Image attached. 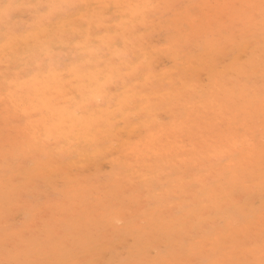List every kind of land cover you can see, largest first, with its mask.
Wrapping results in <instances>:
<instances>
[{
	"label": "rangeland",
	"instance_id": "obj_1",
	"mask_svg": "<svg viewBox=\"0 0 264 264\" xmlns=\"http://www.w3.org/2000/svg\"><path fill=\"white\" fill-rule=\"evenodd\" d=\"M10 1L0 0V49L4 47L3 51L0 50V156L3 155L0 163V264H217L231 251H234V264L237 261V264H254L253 250L264 253V226L258 225L251 232L241 229L249 221L256 220L254 216L264 212V162L255 160L254 165H245L242 171L241 160L248 156H255V159L264 156V0H76L77 4L75 0ZM36 2H39V7ZM26 8L35 10L30 12ZM80 12L86 17L83 18ZM8 13L13 16L6 17ZM191 20L195 22L191 23ZM252 21L253 24L249 23ZM118 26L120 30H117ZM128 29L131 31L126 33ZM199 31L201 34L198 36ZM204 34L206 36H202ZM197 36L199 38H195ZM134 38L137 39L133 41ZM8 43L12 45L8 46ZM93 45V50L100 53L97 67L90 62L93 55L89 51L87 53ZM29 51L44 55V60L56 54L54 77L55 81L63 80V93H67L65 98L72 96L75 102L80 101V111L84 108L90 112L91 119L97 121L96 128L101 132L96 130V136H92L95 130H83L89 139H93L91 142L95 140L93 144L86 142L89 139L77 140L76 136L75 139L62 138L65 132L62 128L69 125L60 120L54 121L51 116L56 111L55 118H60L59 109L73 111L74 107L70 101L56 94L58 85L52 88L46 85L50 73L36 71L38 68L34 59L27 61ZM128 52L130 55L123 57ZM17 53L24 58L17 59ZM117 54L120 56L115 59ZM208 58L209 63L206 62ZM127 62L128 65L125 64ZM204 62L208 65L207 69L202 67ZM77 70L86 77L80 79L75 76ZM85 72H88L87 75ZM93 72H104L106 87L102 96H105L102 97L104 100L99 99L97 103L94 100L85 105L91 99H83L82 86L87 81L91 86L95 85L90 77ZM111 72L113 77L108 76ZM152 79H155L154 83ZM108 82H112L113 86ZM193 85L196 89L192 88ZM49 97L51 100H47ZM174 105L182 107L179 109ZM40 119L45 120L44 124L49 122L50 129L57 130L56 137L48 142L42 141L45 139L42 136L45 128H39ZM127 124L129 126L125 127ZM189 124H193L191 130L187 129ZM79 130L76 128L75 134ZM201 130L207 134L201 136ZM189 131L194 134V141H190ZM34 132L37 139L28 141L27 137L35 135ZM234 140L241 142L235 146L237 154L231 167H228L227 156L216 158L213 147L221 144L224 148ZM242 140L246 145L242 144ZM73 142L74 146H71ZM98 148L101 152L95 160H91L92 163L87 162L88 158L81 160L84 150L90 155ZM193 150L204 154L197 163L183 169L179 160L193 159ZM156 152L159 156L154 160ZM64 166L65 169L62 168ZM206 173L211 175H204ZM200 176H207L203 187L196 180ZM184 184L195 193L191 201L202 195L201 203L209 206L207 210L200 208V213L206 214L210 223L218 225L215 230L220 239L218 247L203 243L205 239H213L215 232L211 234L209 230L215 229V226H207V235L203 237L197 233L202 226L200 219H192L195 221L188 224V207L181 201L186 196L180 193ZM118 186L122 188L121 194L115 195ZM213 188L216 193L211 191ZM173 193L178 197L175 201L172 200ZM174 202H183L179 209H175L173 218L176 224H181V228L172 231L169 236L167 226L159 228V224L163 218H169L163 211L164 207L169 209ZM142 219L146 220L143 222ZM145 221L158 226L146 235L132 229L133 226L146 227ZM192 225L196 229L186 235ZM237 230H240V235L236 234ZM172 236L180 241L176 240L174 244ZM232 242L235 243L233 248H226ZM180 243L183 258L171 259L172 244ZM200 249L204 251L203 257L199 254ZM247 249H252L250 255ZM244 253L248 254L243 258Z\"/></svg>",
	"mask_w": 264,
	"mask_h": 264
},
{
	"label": "bare ground",
	"instance_id": "obj_2",
	"mask_svg": "<svg viewBox=\"0 0 264 264\" xmlns=\"http://www.w3.org/2000/svg\"><path fill=\"white\" fill-rule=\"evenodd\" d=\"M31 1V0H30ZM38 1V0H37ZM45 1V0H44ZM65 1V0H64ZM112 1V0H111ZM134 0H132L131 2H133ZM11 3H12V0L10 1ZM10 2H8L9 4H10ZM16 2V1H15ZM27 2V0H25V3ZM48 2H50V1H48ZM62 2V1H61ZM70 2H72V1H69V3ZM76 2V0L74 1V3ZM101 2V1H100ZM139 2V1H138ZM161 2V1H160ZM159 2V3H160ZM2 2H0V4H1ZM24 3V2H23ZM30 2H28V4H29ZM37 3V2H36ZM39 3V2H38ZM38 3H37V6H38ZM60 3V2H59ZM74 3L72 4V6L74 5ZM80 3H82L81 1H80ZM19 4V3H18ZM31 4V3H30ZM42 4V3H41ZM57 4V3H56ZM75 4H77V3H75ZM91 4H93V3H91ZM107 4V3H106ZM115 4H116V2H115ZM138 4V3H137ZM149 4V3H148ZM48 5V4H47ZM46 5V6H47ZM66 5L68 6V4L66 3ZM71 5V4H70ZM95 5V4H94ZM100 5V4H99ZM123 5V4H122ZM125 5V4H124ZM132 5V4H131ZM147 5V4H146ZM156 5V4H155ZM153 6V7H156V6ZM159 5H162V4H159ZM159 5H157V6H159ZM1 6V5H0ZM32 6L33 5H31L30 7L32 8ZM36 6V7H37ZM43 6H45L44 4H43ZM50 6V5H49ZM78 6V5H77ZM80 6V5H79ZM107 6V5H106ZM116 6H117V4H116ZM121 6V5H120ZM127 6V5H126ZM167 6V5H166ZM23 7H26V6H23ZM36 7H34V8H36ZM39 7V6H38ZM48 7V6H47ZM105 7V6H104ZM122 7V6H121ZM124 7V6H123ZM144 7H146V8H148L147 6H144ZM152 7V8H153ZM56 8V7H55ZM59 8V7H58ZM77 8V7H76ZM85 8V7H84ZM94 8V7H93ZM98 8H100V7H98ZM117 8H118V6H117ZM126 8V7H125ZM151 8V7H150ZM209 8V7H208ZM8 9H10V8H8ZM23 9V8H22ZM27 9V8H26ZM30 9V8H29ZM29 9H27V10H29ZM81 9V8H80ZM132 9V8H131ZM155 9V8H154ZM232 9V8H231ZM241 9V8H240ZM20 10H21V8H20ZM19 10V11H20ZM24 10V9H23ZM27 10H26V12H27ZM33 10H35V9H33ZM33 10H29L30 12L31 11H33ZM40 10H42V9H40ZM99 10V9H98ZM122 10V9H121ZM210 10L211 9H209L208 11L210 12ZM235 10V9H234ZM238 10V9H237ZM28 11V12H29ZM37 11V10H36ZM83 11V10H82ZM108 11V10H107ZM124 11H127V10H124ZM146 11V10H145ZM205 11V10H204ZM27 12V13H28ZM49 12V11H48ZM58 12H60V11H58ZM96 12V11H95ZM100 12V11H99ZM129 12V11H128ZM134 12H136V10L134 11ZM151 12H153V11H151ZM203 12V11H202ZM231 12V11H230ZM229 12V13H230ZM234 12V11H233ZM232 12V13H233ZM238 11H236V13H237ZM81 13V12H80ZM86 13V12H85ZM89 13H90V11H89ZM92 13H93V10H92ZM92 13H90L91 15H92ZM97 13V12H96ZM95 13V14H96ZM124 12L122 11V14H123ZM130 13V12H129ZM133 13V12H132ZM145 13V12H144ZM149 13H150V11H149ZM43 14V13H42ZM82 14V13H81ZM94 14V13H93ZM104 14V13H103ZM102 14V15H103ZM206 14V13H205ZM231 14V13H230ZM235 14V13H234ZM233 14V15H234ZM56 15V14H55ZM83 15V14H82ZM116 15H118V14H116ZM145 15H147V13L145 14ZM221 15V14H220ZM1 16H2V14H1ZM13 15L11 14V16L9 15V13H8V16H6V17H12ZM144 16V15H143ZM232 16V15H231ZM238 16V15H237ZM237 16H235V17H237ZM6 17L4 18V19H6ZM46 17H47V15H46ZM81 17V16H80ZM84 17H86V16H84L83 15V18ZM90 17V16H89ZM98 17H100V15L98 16ZM150 17H152V16H150ZM134 18V17H133ZM196 18V17H195ZM66 19V18H65ZM91 19V18H90ZM97 19V18H96ZM131 19V18H130ZM240 19H243V17L242 18H240ZM2 19H0V21H1ZM44 20H46V18L44 19ZM107 20V19H106ZM150 20V19H149ZM186 20H189L190 21V18H187ZM196 20H197V18H196ZM248 20H250V19H248ZM48 21H49V19H48ZM78 20L76 19V22H77ZM84 21V20H83ZM102 21V20H101ZM104 21V20H103ZM102 21V22H103ZM123 21V20H122ZM121 21V22H122ZM125 21V20H124ZM140 21V20H139ZM138 21V22H139ZM146 21V20H145ZM192 21L193 20H191V23H192ZM234 21H238V20H234ZM234 21H232V22H234ZM6 22H7V20H6ZM70 22V21H69ZM102 22H100L101 24H102ZM132 22V21H131ZM195 21H193V23H194ZM199 22V21H198ZM45 23H47V22H45ZM48 23H50V22H48ZM89 23H90V20H89ZM97 23H99V22H97ZM97 23H96V25H97ZM122 23H125V22H122ZM148 23H150L149 21H148ZM231 23V22H230ZM249 23H252L253 24V21L252 22H249ZM0 24H1V22H0ZM63 24V23H62ZM68 23H66V25H67ZM73 24V23H72ZM101 24H99V25H101ZM251 24V25H252ZM70 25H71V23H70ZM94 25V24H93ZM121 25V24H120ZM163 25V24H162ZM194 25V24H193ZM198 25V24H197ZM235 25V24H234ZM234 25H231V26H234ZM242 25V24H241ZM257 25V24H256ZM131 26V25H130ZM129 26V27H130ZM140 26V25H139ZM255 25H253V27H254ZM2 27V26H1ZM7 27V26H6ZM34 27V26H33ZM57 27V26H56ZM87 27H89V25L87 26ZM104 27H107V26H104ZM120 27H122V26H120ZM146 27H148L147 25H146ZM150 27V26H149ZM198 27V26H197ZM245 27V26H244ZM60 28V27H59ZM78 28V26L76 27V29ZM118 28H119V26H118ZM142 28V27H141ZM230 28V27H229ZM28 29V28H27ZM26 29V30H27ZM90 29V28H89ZM103 29V28H102ZM101 29V30H102ZM121 28H119V29H117V30H120ZM140 28H138V30H139ZM153 29V28H152ZM243 29H245V28H243ZM252 29V28H251ZM66 30H67V28H66ZM93 30V29H92ZM96 30V29H95ZM132 30H133V28H132ZM12 31H13V29H12ZM56 31H57V29H56ZM77 31V30H76ZM80 31V30H79ZM130 31H131V29H130ZM129 31V29H128V31H126V33L127 32H130ZM197 31V30H196ZM196 31H195V33H196ZM5 32H6V30H5ZM15 32H16V29H15ZM58 32V31H57ZM192 32H193V30H192ZM201 31H199L198 32V36L201 34L200 33ZM253 32V31H252ZM9 33V32H8ZM126 33H125V36H123V38L124 37H126ZM200 33V34H199ZM203 33H204V30H203ZM4 34H6V33H4ZM9 34H11V33H9ZM51 34H52V32H51ZM68 34V33H67ZM190 34V33H189ZM208 34V33H207ZM14 35V34H13ZM21 35V34H20ZM87 35H88V33H87ZM105 35V34H104ZM122 35H124V34H122ZM122 35H121V37H122ZM149 35V34H148ZM193 35V34H192ZM195 35V34H194ZM6 36V35H5ZM48 36V35H47ZM74 36V35H73ZM81 36V35H80ZM139 36V35H138ZM195 37V38H199V37ZM202 36H206V34H204V35H202ZM201 36V37H202ZM110 37L112 38V35H110ZM110 37H108V39L110 38ZM137 37V36H136ZM148 37V36H147ZM3 38V37H2ZM11 37H9V39H10ZM24 38V37H23ZM67 38V37H66ZM97 38V37H96ZM139 38V37H138ZM203 38V37H202ZM205 38V37H204ZM17 39V38H16ZM125 39V38H124ZM123 39V40H124ZM135 39H137V38H134V39H132L133 41L135 40ZM212 39H214V38H211V40ZM28 40V42H29V39H27ZM63 40V39H62ZM61 40V41H62ZM90 41H91V38L89 39ZM115 40V39H114ZM113 39H112V41H114ZM141 40V39H140ZM177 40V39H176ZM183 40V39H182ZM197 40H200V39H197ZM208 40V39H207ZM211 40H209L210 42H211ZM16 41V40H15ZM31 41V40H30ZM95 41V40H94ZM137 41V40H136ZM178 41V40H177ZM193 41V40H192ZM24 42V41H23ZM35 42V41H34ZM69 42V41H68ZM78 42V41H77ZM102 42V41H101ZM200 42V41H199ZM209 42V43H210ZM5 43H6V41H5ZM17 43V42H16ZM20 43V42H19ZM87 43V42H86ZM85 43V44H86ZM106 43H108V42H106ZM177 43V42H176ZM196 43H197V41H196ZM195 43V44H196ZM213 43H214V41H213ZM212 43V44H213ZM216 43V42H215ZM242 43V42H241ZM38 44V43H37ZM129 44V43H128ZM132 44H133V42H132ZM211 44V43H210ZM212 44H211V46H212ZM240 44V43H239ZM7 45V44H6ZM10 45H12V44H10ZM9 45V43H8V46H10ZM13 45H14V43H13ZM25 45V44H24ZM45 45V44H44ZM95 45V44H94ZM94 45L92 46V48H90V49H88L87 50V53H88V51H89V54H92L93 55V58L92 59H90V62L91 63H93V65L95 66V67H97L98 65H99V60H100V57H99V52H97V51H95V50H93V47H94ZM214 45V44H213ZM247 45V44H246ZM18 46H19V44H18ZM103 46V45H102ZM102 46H101V48H102ZM14 47H15V45H14ZM25 47V46H24ZM31 47V46H30ZM125 47V46H124ZM139 47H141V46H139ZM167 47V46H166ZM26 48V47H25ZM24 48V49H25ZM84 48V47H83ZM98 48H100V47H98ZM104 48H105V46H104ZM169 48V47H168ZM2 49V48H1ZM0 49V50H1ZM3 49H4V47H3ZM3 49H2V51H3ZM20 49V48H19ZM32 49H33V47H32ZM97 49V48H96ZM118 48H116V50H117ZM245 49H248V48H245ZM15 50H16V48H15ZM21 50V49H20ZM34 50V49H33ZM121 50V49H120ZM123 50V49H122ZM138 50V49H137ZM164 50H167L166 48L164 49ZM11 51V50H10ZM119 50H117V52H118ZM161 51V50H160ZM7 52V51H6ZM16 52H17V50H16ZM68 52V51H67ZM122 52V51H121ZM130 52H131V47H130ZM133 52H135V51H132V53ZM249 52V51H248ZM5 53V52H4ZM8 53V52H7ZM156 53V52H155ZM173 53V52H172ZM28 55H29V59L27 60V61H30V59H34V63H35V65L37 66V68L38 69H36V71L37 70H44V71H47L48 73H50L49 75H48V78H47V82H46V85L50 88H52V86H55V85H58L59 86V90H57V88H56V94L58 95V94H60L61 95V98H62V96H63V99L64 100H66L67 99V102L68 101H70V103L73 105V107H74V109H73V107H72V109H73V111H69V110H67L66 108H61V109H59V110H61V111H59V117L60 118H55V113H56V111H55V113H54V115L52 114V119L54 120V121H59V122H63V123H66L67 125H69V126H64L63 127V125H59V127H63L62 129H64V134H63V137L62 138H73V139H75V136L77 137V140H83V139H89V137H87L86 136V134L83 132V130H85V129H89L88 131H92V132H94L93 130H95V132L93 133V135L92 136H96V134H97V131H100V129L99 130H97V126H96V124H97V121H95V120H92L91 119V115H90V112L89 111H85L84 110V108L83 109H81V111H80V108H81V106H80V104H79V102L77 103V102H75L74 101V97H72V96H68L69 97V99L68 98H65V96L67 95V93H63V88H64V85H63V82H61V81H63V80H61V81H55V77H54V75L56 74V65H57V62H56V54L54 55H50V56H48L45 60H44V55H42V54H39V53H35L34 54V52H31V51H29L28 53H27ZM65 54L66 53H64V56H65ZM68 54V53H67ZM79 54V53H78ZM112 54H114V53H112ZM176 54V53H175ZM206 54V53H205ZM246 54V53H245ZM115 55V54H114ZM130 55V53L128 52V53H126V54H124V56L123 57H128ZM207 55V54H206ZM205 55V56H206ZM2 56V55H1ZM13 56V55H12ZM119 56L120 55H118L117 54V56H115V59H118L119 58ZM122 56V55H121ZM203 56H204V54H203ZM7 57V56H6ZM6 57H5V59H6ZM14 57V56H13ZM17 59H23L24 58V55H21L20 53H17L16 54V56H15ZM117 57V58H116ZM245 57V56H244ZM134 58V57H133ZM207 58V57H206ZM242 58H243V56H242ZM203 59V58H202ZM255 59V58H254ZM76 60H78V59H76ZM86 60V59H85ZM145 60V59H144ZM210 60V58H208V60L206 61V62H208ZM240 60V59H239ZM6 61V60H5ZM4 61V62H5ZM87 61V60H86ZM105 61V60H104ZM194 61V60H193ZM201 61V60H200ZM212 61H214V60H212ZM20 62H21V60H20ZM85 62V61H84ZM181 62V61H180ZM202 62V61H201ZM206 62H204L205 63V66L203 65L202 67H205L206 69H207V67H208V65H206ZM30 63V62H29ZM60 63V62H59ZM108 63H109V61H108ZM203 63V62H202ZM209 63V62H208ZM101 64H103V61L101 62ZM125 64H127L128 65V62L127 63H125ZM183 64V63H182ZM195 64V63H194ZM200 64V63H199ZM244 64V63H243ZM6 65H7V63H6ZM26 65V64H25ZM92 65V66H93ZM124 65V64H123ZM122 65V66H123ZM5 66V65H4ZM122 66H120V67H118V68H121ZM201 67V68H202ZM1 68V67H0ZM27 68V67H26ZM91 68V67H90ZM102 68V67H101ZM110 68V67H109ZM141 67L139 66V69H140ZM143 68V67H142ZM180 68V67H179ZM10 69V68H9ZM113 69V71H114V68H112ZM183 69V68H182ZM85 69L83 68V71H84ZM106 70V69H105ZM123 70V69H122ZM202 70H205L204 68H202ZM202 70H200V71H202ZM212 70V69H211ZM78 71V70H77ZM76 71V72H77ZM82 71V72H83ZM93 71V70H92ZM164 71V70H163ZM196 71V70H195ZM25 72L26 71H24V73L22 74V77H24V74H25ZM116 72V71H115ZM136 73H137V70L135 71ZM135 72H133L134 73V75L136 74ZM153 72V71H152ZM187 72V71H186ZM203 72V71H202ZM216 72H217V70H216ZM226 72V71H225ZM230 72H231V70H230ZM244 72V71H243ZM242 72V73H243ZM47 73V74H48ZM86 73V75H87V73L88 72H85ZM112 73L113 72H111V73H109V75L108 76H111V77H113L114 75H112ZM240 73V72H239ZM106 74V73H105ZM138 74V73H137ZM218 74V73H217ZM241 74V73H240ZM5 75V73L3 74V76ZM8 75V74H7ZM10 75H11V73H10ZM32 75V74H31ZM41 75V74H40ZM61 75V74H60ZM75 76H78V77H80V79H83L84 77H86V76H84V74H81V72H79L78 71V73H75L74 74ZM103 75H104V72L103 73H101V72H93V74L92 75H90V77H91V80L93 79L94 81V83H95V85H93V86H91V83L90 82H86L85 83V85H84V87L82 86V90H84V91H81V95H82V97H83V99H91V101H89V102H86L85 103V105H88V104H90V103H92L94 100H96V101H94V102H98V100L99 99H102V97L103 96H105V95H103L102 96V94H104L105 93V87L106 86H104V82H103ZM139 75V74H138ZM2 76V77H3ZM13 76V75H12ZM35 76V75H34ZM120 76V75H119ZM222 76V75H221ZM7 77V76H6ZM44 77V76H43ZM214 77H216V76H214ZM218 77V76H217ZM220 77V76H219ZM9 78V77H8ZM31 78V77H30ZM30 78H26L27 80H29ZM62 79H63V77H61ZM68 78V77H67ZM116 78H117V76H116ZM115 78V79H116ZM150 78V77H149ZM34 79V78H33ZM32 79V80H33ZM80 79H79V82H80ZM87 79H89L88 77H87ZM123 79V78H122ZM122 79H120V80H122ZM219 79V78H218ZM24 80V79H23ZM60 80V79H59ZM65 80H67V79H65ZM117 80V79H116ZM124 80V79H123ZM152 80H154L153 81V83L155 82V79H152ZM159 80V79H158ZM10 81H11V79H10ZM30 81V80H29ZM84 81V80H83ZM125 81V80H124ZM151 81V80H150ZM161 81V80H160ZM179 81V80H178ZM27 82V81H26ZM71 82H72V80H71ZM141 82V81H140ZM157 82V81H156ZM70 83V82H69ZM108 83H111V84H109V85H111V87L113 86L112 85V82H108ZM115 83H116V81H115ZM122 83H125V82H122ZM151 83V82H150ZM158 83H159V81H158ZM173 83V82H172ZM220 83V82H219ZM17 84V83H16ZM28 84V83H27ZM76 84V83H75ZM81 84V83H80ZM135 84V83H134ZM68 85H70V84H68ZM67 85V86H68ZM78 85V84H77ZM133 85V84H132ZM172 85V84H171ZM217 85V84H216ZM215 85V86H216ZM17 86V85H16ZM66 86V87H67ZM74 86H76V85H74ZM91 86V87H90ZM103 86H104V88H103ZM115 86V85H114ZM144 86V85H143ZM146 86V85H145ZM148 86V85H147ZM195 85H193L192 86V88H195L196 89V86L194 87ZM13 87V86H12ZM20 87V86H19ZM25 87V86H24ZM65 87V88H66ZM89 87H90V89H89ZM30 88V87H29ZM145 88V87H144ZM224 88V87H223ZM24 88H22V90H23ZM150 89V88H149ZM217 89H218V86H217ZM222 89V88H221ZM20 90V89H19ZM47 90H49V89H47ZM76 90V89H75ZM91 90H93V92L91 91ZM129 90V89H128ZM127 90V91H128ZM132 90V89H131ZM142 90V89H141ZM219 90V89H218ZM38 91V90H37ZM74 91V90H73ZM113 91V90H112ZM144 91V90H143ZM145 91H146V89H145ZM161 91V90H160ZM193 91V90H192ZM196 90H194V92H195ZM17 92H18V90H17ZM51 92H52V90H51ZM76 92V91H75ZM125 92V91H124ZM155 92V91H154ZM169 91H167V93H168ZM171 92V91H170ZM221 92H223V91H221ZM221 92H220V94H221ZM14 93V92H13ZM111 93V92H110ZM123 93V92H122ZM8 94V93H7ZM6 94V95H7ZM55 94V93H54ZM144 94V93H143ZM223 94V93H222ZM13 95V94H12ZM34 95H35V93H34ZM52 95V94H51ZM92 95H93V97H92ZM107 95V94H106ZM121 96H122V94H120ZM119 95V96H120ZM130 95V94H129ZM145 95H146V93H145ZM162 95V94H161ZM178 95V94H177ZM224 95H225V93H224ZM11 96V95H10ZM20 96H22V94L20 95ZM50 96V95H49ZM157 96V95H156ZM174 96H176V95H174ZM217 96V95H216ZM0 97H1V95H0ZM7 97H8V95H7ZM12 97V96H11ZM18 97V96H17ZM26 97V96H25ZM46 97V96H45ZM47 97H48V95H47ZM92 97V98H91ZM223 97V96H222ZM50 98V97H49ZM111 98V97H110ZM147 98V97H146ZM168 98V97H167ZM217 98H219L218 96H217ZM224 98V97H223ZM227 98V97H226ZM59 100H60V98H58ZM108 99V98H107ZM144 99V98H143ZM169 99V98H168ZM182 99H183V96H182ZM182 99H180L179 101H181ZM225 99V98H224ZM41 100L43 101L44 99L43 98H41ZM47 100H51V98L50 99H47ZM102 100H104V99H102ZM153 100V99H152ZM164 100V99H163ZM220 100H222L221 98H220ZM0 101H1V99H0ZM4 102H5V100H3ZM15 101V100H14ZM27 101V100H26ZM46 100H44V102H45ZM53 101V100H52ZM51 101V102H52ZM171 101V100H170ZM178 101V102H179ZM11 102V101H10ZM49 102V101H48ZM61 102V101H60ZM174 102V101H173ZM177 102V103H178ZM193 102V101H192ZM191 102V103H192ZM223 102V101H222ZM242 102H243V100H242ZM6 103V102H5ZM38 103V102H37ZM42 103V102H41ZM95 103V104H96ZM143 103H145V101L143 102ZM182 103V102H181ZM14 104V103H13ZM21 104V103H20ZM59 104V103H58ZM178 104H180V103H178ZM47 105H49V104H47ZM56 105V104H55ZM65 105V104H64ZM68 105V104H67ZM84 105V104H83ZM93 105V104H92ZM97 105V104H96ZM163 105V104H162ZM167 105V104H166ZM166 105H163V106H166ZM176 105V104H175ZM174 105V107L175 108H177V107H180L179 105H177V106H175ZM187 105L189 106V103H187ZM52 106H53V104H52ZM155 106H157V105H155ZM160 106V105H159ZM158 106V107H159ZM34 107H36L35 105H34ZM107 107V106H106ZM148 107V106H147ZM168 107V106H167ZM172 107V106H171ZM182 107V106H181ZM181 107L179 108V109H181ZM235 107V106H234ZM33 108V107H32ZM40 108V107H39ZM45 108H47V107H45ZM44 108V109H45ZM109 107H107V109H108ZM187 108V107H186ZM3 109V108H2ZM30 109V108H29ZM48 109V108H47ZM46 109V110H47ZM56 110H57V108H55ZM86 109V108H85ZM158 109H160V107L158 108ZM173 110H174V108H172ZM35 110V109H34ZM37 110V109H36ZM123 110V109H122ZM129 110V109H128ZM173 110H171V109H169V111H173ZM177 110V109H176ZM10 111V110H9ZM18 111H19V109H18ZM58 111V110H57ZM80 111V112H79ZM82 111H83V113H82ZM117 111H119V110H117ZM168 111V110H167ZM16 112V111H15ZM50 112V111H49ZM103 112V111H102ZM219 112V111H218ZM9 113V112H8ZM7 113V114H8ZM40 113V112H39ZM83 114V116H82V114ZM106 113V112H105ZM120 113V112H119ZM122 113V112H121ZM120 113V114H121ZM44 114V113H43ZM100 114H102L101 113V111H100ZM150 114V113H149ZM28 115V114H27ZM175 115V114H174ZM223 115V114H222ZM26 116V115H25ZM111 116V115H110ZM116 116V115H115ZM115 116H112L111 118H113V117H115ZM130 116H132V115H130ZM129 116V117H130ZM7 117H8V115H7ZM46 117V116H45ZM128 116H127V118H129ZM177 117V116H176ZM176 117H175V119H176ZM222 118H224L225 119V117H224V115L223 116H221ZM4 118V117H3ZM40 118V117H39ZM110 118V117H109ZM108 118V119H109ZM227 118V117H226ZM61 119H63V121H61ZM95 119V118H94ZM126 119V118H125ZM28 120V119H27ZM38 120V119H37ZM99 120V119H98ZM45 120H43V121H41V119H40V121H39V123H38V125H40V127L39 128H41V126H43L44 128H45V130H44V134L42 135V136H45V139H42V141L43 140H45V142H48V140H50L51 138H53V137H56V136H54L55 134H56V131L57 130H54V129H52L53 127H51V129H50V126H48V124L47 123H49V122H46L45 124L43 123ZM93 121H95V123L93 122ZM114 121V120H113ZM223 121V120H222ZM224 121H226V120H224ZM29 122H31L30 120H29ZM104 122H105V124L107 123L105 120H104ZM183 122V121H182ZM181 122V124H183ZM4 123V122H3ZM36 123V122H35ZM52 123H53V121H51V123H50V125H52ZM127 123H128V121H127ZM132 122H130L129 124H131ZM176 123V122H175ZM184 123L186 124V122L184 121ZM32 124V123H31ZM37 124V123H36ZM44 124V125H43ZM116 124H117V122H116ZM129 124H127L125 127H127V126H129ZM135 124V123H134ZM194 124V123H193ZM193 124H189L188 126H187V129L188 130H191V127L193 126ZM198 124V123H197ZM218 124V123H217ZM222 124V123H221ZM16 125V124H15ZM54 125H56V123H54ZM195 125V124H194ZM199 125V124H198ZM223 125H224V123H223ZM3 126V125H2ZM13 126V125H12ZM35 126H37V125H35ZM34 126V127H35ZM100 126H101V122H100ZM99 126V127H100ZM59 127H57V128H59ZM89 127H91V128H89ZM98 127V128H99ZM136 127V126H135ZM196 127H197V125H196ZM2 128V127H1ZM39 128L37 127V130H39ZM43 128V129H44ZM76 128H80V130L78 131V133L77 134H75V131L74 130H76ZM101 128V127H100ZM162 128V127H161ZM203 128V127H202ZM219 128H220V126H219ZM9 129V128H8ZM35 129V128H34ZM33 129V130H34ZM197 129H199V128H197ZM223 129V128H222ZM6 130V129H5ZM30 130V129H29ZM97 130V131H96ZM218 130V129H217ZM4 131V130H3ZM197 131V130H196ZM216 130H214L213 132H215ZM218 131H220V129L218 130ZM13 132V131H12ZM15 132V131H14ZM59 132V133H60ZM101 132V131H100ZM99 132V133H100ZM190 132V136H189V138H191V140L190 141H194V137H193V135H192V131H189ZM36 132H34L33 134H35ZM40 133V132H39ZM8 134V133H7ZM17 134V133H16ZM42 134V133H41ZM200 134H202L201 136H205L207 133H205V131H200ZM27 135H29V134H27ZM32 135V134H31ZM14 136V135H13ZM25 136V135H24ZM36 136V134L35 135H32V136H29V137H27V140L28 141H31L32 139H37V136ZM200 135H198L197 137H201ZM20 137V136H19ZM22 137V136H21ZM26 137V136H25ZM39 137H41V136H39ZM60 137V138H61ZM117 137H118V135H117ZM44 138V137H43ZM61 138V139H62ZM115 138V137H114ZM149 138H151L152 139V137H149ZM203 138V137H202ZM201 138V139H202ZM205 138V137H204ZM11 139V138H10ZM38 139H41V138H38ZM92 139V138H91ZM91 139H89L90 141H86V142H91ZM95 139H97V137H95ZM221 139H223V138H220V140ZM16 140V139H15ZM18 140V139H17ZM62 140H64V139H62ZM72 140V139H71ZM93 140V139H92ZM243 140H245V139H243ZM243 140H242V144L244 143L243 142ZM20 141V140H19ZM22 141V140H21ZM38 141V140H37ZM58 142V141H57ZM85 142V141H84ZM93 142H95V140L93 141ZM93 142H91L92 144H93ZM97 142V141H96ZM229 142H230V140H229ZM228 142V145H230V146H228L227 145V147H222V145L220 144V145H217V146H214L213 148H214V154H215V157L216 158H220V157H226L227 156V160L230 162L229 164H228V167H231V165H232V162H234V160H233V157H234V155L235 154H237V151H235V149H236V147L235 146H238L239 145V142H241V141H239L238 143L236 142V140H234L233 142H231V143H229ZM27 143V142H26ZM35 143V142H34ZM53 143V142H52ZM98 143H100V142H98ZM15 144V143H14ZM17 144H19L18 142H17ZM32 144H33V142H32ZM32 144H30V146L32 145ZM43 144V143H42ZM55 144V143H54ZM88 144H90V143H88ZM248 144H250V143H248ZM71 145V144H70ZM190 145V144H189ZM244 145H246V143H244ZM251 145V144H250ZM19 146V145H18ZM21 146V145H20ZM23 146V145H22ZM21 146V147H22ZM29 146V147H30ZM71 146H74V142L72 143V145ZM191 147H192V145H190ZM226 146V145H225ZM89 147V146H88ZM99 147V146H98ZM250 147V146H249ZM248 147V148H249ZM13 148V147H12ZM15 148V147H14ZM54 148V147H53ZM186 148V147H185ZM238 148V147H237ZM5 149V148H4ZM7 149H9V148H7ZM11 149V148H10ZM16 149V148H15ZM18 149V148H17ZM32 149V148H31ZM30 149V150H31ZM49 149H50V147H49ZM52 149V148H51ZM50 149V150H51ZM3 150V149H2ZM21 150H23V148L21 149ZM33 150H34V148H33ZM36 150V149H35ZM186 150H188V149H186ZM242 150H244V149H242ZM247 150V149H246ZM12 151V150H11ZM55 151V150H54ZM69 151V150H68ZM67 151V152H68ZM257 151V150H256ZM25 152H27V148H26V150H25ZM44 152V151H43ZM78 152H81L80 150H78ZM100 149L98 148L97 150H96V152L94 153V154H90V155H88V153H87V151L86 150H84V152L81 154V156H82V161L83 160H85V158H88V160H87V162L88 163H92V161L91 160H95V157H96V155H99L100 154ZM193 152H194V154H195V157L193 158V159H191L190 160V158H185V159H182V160H179V164H181L182 166H183V169L184 168H190V166H191V164H195V163H197L196 161L201 157V155L202 154H204L203 152H199V150L198 151H194L193 150ZM239 152H241V151H239ZM249 152V151H248ZM251 152V151H250ZM5 153H7V152H5ZM38 153V152H37ZM103 153V152H102ZM101 153V154H102ZM188 153V152H187ZM186 153V154H187ZM190 153H192V152H190ZM189 153V154H190ZM242 153H243V151H242ZM18 154H19V152H18ZM69 154V153H68ZM13 155V154H12ZM15 155H16V152H15ZM39 155H40V153H39ZM154 155V154H153ZM210 155V154H209ZM240 155H242L241 153H240ZM244 155V154H243ZM257 155V154H256ZM2 156L3 155H1L0 157H1V159H0V163H2L1 162V160H2ZM11 156V155H10ZM35 156V155H34ZM37 156H38V154H37ZM53 156H55V155H53ZM77 156V155H76ZM159 156V154H158V152H156L155 153V156L153 157L154 158V160H156L155 158H157ZM211 156V155H210ZM67 157H68V155H67ZM241 157V156H240ZM246 157V156H245ZM249 157V156H248ZM248 157H246V158H242V160H241V165H242V168H241V170L243 171V169L245 168L244 166L245 165H254V163L256 162L255 160H259V162H264V156H262V157H260L259 156V158L258 159H255L254 157H249V159L247 160V158ZM4 158V157H3ZM84 158V159H83ZM140 158V157H139ZM204 158H206V157H204ZM213 158V157H212ZM59 159V158H58ZM58 159H56L55 158V160H58ZM179 159V158H178ZM240 159V158H239ZM62 160V159H61ZM65 160V159H64ZM79 160V159H78ZM140 160V159H139ZM226 160V159H225ZM54 162H56V161H53L52 163H54ZM151 162V161H150ZM198 163H200V162H198ZM54 164H56V163H54ZM72 164H73V161H72ZM262 164V163H261ZM75 165V164H74ZM138 165V164H137ZM196 165H198V164H196ZM227 165V164H226ZM48 166V165H47ZM51 166V165H50ZM69 166V165H68ZM86 166V165H85ZM84 166V167H85ZM140 166V165H139ZM138 166V167H139ZM195 166V165H194ZM193 166V167H194ZM261 166H263V165H261ZM238 167V166H237ZM50 168V167H49ZM63 169H65L66 168V166H64V167H62ZM82 168H83V166H82ZM218 168V167H217ZM4 169V168H3ZM38 169V168H37ZM183 169L180 167V171H182L183 172ZM44 170H45V167H44ZM55 170V169H54ZM57 171H58V169H57ZM186 172H187V170H185ZM228 171V170H227ZM51 172V171H50ZM58 172H60V169H59V171ZM229 172V171H228ZM228 172H226V173H228ZM185 174V173H184ZM230 174V173H229ZM233 174V173H232ZM1 175V174H0ZM186 175V174H185ZM188 175V174H187ZM204 175H207V173L206 174H204ZM208 175H211L210 173H208ZM207 175V176H208ZM257 175V174H256ZM189 176V175H188ZM202 176H203V174H202ZM207 176H204V177H199L198 179H196L197 180V182H198V185L200 186V187H203L204 185H205V183L207 182ZM226 177V176H225ZM257 177V176H256ZM264 177V176H263ZM11 178H12V176H11ZM188 178V177H187ZM227 178V177H226ZM252 178V180L255 178V175L254 176H252L251 177ZM257 179V178H256ZM20 180V179H19ZM31 181V180H30ZM30 181H28V182H30ZM143 182V181H142ZM148 181H146V183H147ZM189 182V181H188ZM14 183V182H13ZM255 183V182H254ZM151 184V183H150ZM149 183H148V185H150ZM176 184V183H175ZM196 184V183H195ZM12 185V184H11ZM95 185V184H94ZM145 185H147V184H145ZM251 185V184H250ZM26 186H27V184H26ZM151 186H152V184H151ZM187 185L186 184H184V186H183V188L180 190V193L181 194H183V195H185L186 197H185V200L182 198L181 199V201H183V202H185L186 204H187V207H188V220H187V222H188V224L189 225H191L192 223H193V221H195L196 219L198 220V219H200V221L202 222V226H200L201 228H199V229H197V233H199L200 234V236H206L207 235V232H206V230L205 229H207V226L210 228L212 225L213 226H215V229H211V230H209V231H211V234L212 233H214L215 232V236L213 237V239L212 240H210V239H205V241L203 242L204 244H208V245H211V246H219L220 245V239L216 236V229H218V225H216V224H214L213 222L212 223H210L209 221V219L207 218V215L206 214H201L200 213V211H202V210H207L208 208H209V206L207 205V203H205V204H202L201 203V201H202V195H200L199 196V198H196L195 200H193V201H191L190 199L191 198H194L195 197V193H194V191H192V190H188L187 189V187H186ZM193 186V185H192ZM195 186V185H194ZM193 186V187H194ZM197 186V185H196ZM247 186V185H246ZM245 186V187H246ZM3 187V186H2ZM7 187V186H6ZM5 187V188H6ZM8 187H10V185L8 186ZM109 187V186H108ZM119 188H116V189H118V191H115V195L116 194H121V189L122 188H120V186H118ZM152 187H154V186H152ZM250 187V186H249ZM150 188V187H149ZM195 188V187H194ZM104 189H105V187H104ZM151 189V188H150ZM148 190L149 192L151 191V190ZM153 189V188H152ZM98 190V189H97ZM147 190V189H146ZM199 191V190H198ZM204 191V190H203ZM211 191L212 192H215L216 193V189H211ZM34 192V191H33ZM123 192V191H122ZM154 192V191H153ZM208 192H209V190H208ZM3 193V192H2ZM1 193V194H2ZM5 193V192H4ZM8 193V191H6V194ZM10 193V192H9ZM12 193H13V191H12ZM14 193H15V191H14ZM107 193V192H106ZM163 193V192H162ZM165 193H166V191H165ZM206 193V192H205ZM40 194V193H39ZM128 194V193H127ZM153 194H155V193H153ZM3 195V194H2ZM10 195V194H9ZM15 195V194H14ZM19 195V194H18ZM42 195V194H41ZM103 195H105V194H103ZM123 195V194H122ZM166 196H167V194H165ZM173 195H174V199H172L173 201H175L176 199H178V197H177V195L176 194H174L173 193ZM209 195V194H208ZM43 196V195H42ZM7 197V196H6ZM138 197H140V196H138ZM221 198V197H220ZM146 200V199H145ZM201 200V201H200ZM147 201V200H146ZM1 202V201H0ZM183 202H182V204H183ZM181 203H179V202H174L173 204H171L170 205V208L169 209H165V207H164V210L163 211H165L164 213H166L168 216H169V218L167 219V218H163V221L159 224V228H164V226H167V235H171V233H172V231H175V230H177L178 228H181V224L179 223V224H176V221H174L173 220V218H174V214H175V209H179L178 207L179 206H181L182 205ZM185 204V205H186ZM194 205H196V206H194ZM104 208V207H103ZM184 208H186V206L184 207ZM200 208L202 209V210H200ZM237 208V207H236ZM180 209H182V208H180ZM162 209H160V211H161ZM86 210H83V212H85ZM154 211H155V214H156V210L154 209ZM117 212V211H116ZM151 212V211H150ZM153 212V211H152ZM238 212V211H237ZM87 213V212H86ZM158 213H159V210H158ZM221 213V212H220ZM69 215V214H68ZM159 215V214H158ZM236 215V214H235ZM66 216H67V214H66ZM73 216V215H72ZM88 216V215H87ZM117 216V215H116ZM148 216V215H147ZM150 216V215H149ZM185 216V215H184ZM70 217V216H69ZM68 217V218H69ZM65 218H67V217H65ZM67 218V219H68ZM67 219H65L64 221H66ZM192 219H195V220H193L192 221ZM254 219H256V220H254V221H249L245 226H243V227H245L244 229H243V227H242V229L241 230H243L244 232H251V231H253L254 229H256L257 227H258V225H261V226H264V212L262 213H260L259 215H257V216H254ZM102 220V219H101ZM143 220V219H142ZM144 220H146V219H144ZM144 220H143V222H144ZM74 221V220H73ZM91 221V220H90ZM120 221H121V219H120ZM140 222V221H139ZM170 222V223H169ZM175 222V223H174ZM228 222V221H227ZM66 223V222H65ZM145 223H147L146 221H145ZM172 224L173 226H168L169 224ZM237 224V223H236ZM59 225V224H58ZM66 225H67V223H66ZM137 225V224H136ZM156 225V224H155ZM235 225V224H234ZM97 226V225H96ZM158 225H156V226H154L152 223H151V221H148V223H147V226L146 227H140L139 228V226L138 227H134L133 226V230L135 231H141V232H143L144 234L146 233V232H149V233H152L153 231H154V229H155V227H157ZM77 227V226H76ZM190 230H189V232H187V233H185L186 235H188V234H192L193 232H192V229H196V228H194V225H192V227L190 226ZM87 229V228H86ZM146 229V230H145ZM195 231V230H194ZM162 232H164V231H162ZM162 232H160V233H162ZM218 232V231H217ZM234 232V231H233ZM237 233V235H240L241 234V232H240V230H237L236 231ZM243 232V233H244ZM66 233V232H65ZM64 233V234H65ZM242 233V234H243ZM60 234H62V232L60 233ZM175 234V233H174ZM256 234V233H255ZM63 235V234H62ZM146 235V234H145ZM155 235H157V234H155ZM245 235H246V233H245ZM150 237V236H149ZM143 238V237H142ZM162 239V238H161ZM176 240H178L177 238H175V237H173L172 236V241H173V243L174 244H176L175 243V241ZM178 241H180V239L178 240ZM200 241V243H201V240H199ZM90 243V242H89ZM199 243V242H198ZM174 244H172V247H171V249H170V257H171V259H174V258H176V257H178L179 259H182L183 258V255L181 254V252H182V249H180L179 247H181L182 246V244L180 243V244H177V245H174ZM235 245V243L234 242H232V243H230L229 244V246H226V248H233L232 246H234ZM191 247H193V246H191ZM139 249V248H138ZM248 250V253H249V255H250V252L252 251V249H247ZM211 251V250H210ZM241 251H243V250H241ZM234 251H231L230 253H229V255H227V256H225V259H221V260H219V262H217V264H234V258H235V256H234V253H233ZM257 252V250H253V254H255L254 255V264H264V253H256ZM247 253V254H248ZM199 254L203 257L204 256V251L203 250H201L200 249V252H199ZM246 254V255H247ZM244 255H245V253L243 254V258H244ZM245 255V256H246ZM186 256V255H185ZM165 261L167 262V260L165 259ZM239 261H237L235 264H237ZM258 262V263H257Z\"/></svg>",
	"mask_w": 264,
	"mask_h": 264
}]
</instances>
